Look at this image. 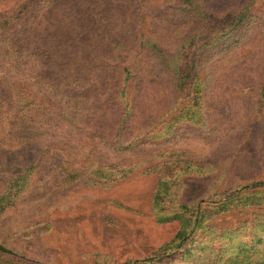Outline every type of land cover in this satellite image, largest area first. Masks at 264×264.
I'll list each match as a JSON object with an SVG mask.
<instances>
[{
  "label": "rangeland",
  "instance_id": "1",
  "mask_svg": "<svg viewBox=\"0 0 264 264\" xmlns=\"http://www.w3.org/2000/svg\"><path fill=\"white\" fill-rule=\"evenodd\" d=\"M184 1L0 0V264L219 263L264 237V0ZM182 204L226 206L180 245Z\"/></svg>",
  "mask_w": 264,
  "mask_h": 264
},
{
  "label": "trees",
  "instance_id": "2",
  "mask_svg": "<svg viewBox=\"0 0 264 264\" xmlns=\"http://www.w3.org/2000/svg\"><path fill=\"white\" fill-rule=\"evenodd\" d=\"M185 1L188 2V0H185ZM189 1H191V0H189ZM205 12H207V11H205ZM202 13H204V11ZM241 14L243 15V14H245V12H241L240 15ZM224 16L225 15H222V13H214L213 12L211 18H214L216 23H230V24H231V22L239 21L242 19V17H238V18L237 17H229V18H227ZM11 46L14 48L15 44L13 43ZM13 52H16V49H13ZM71 75H72L71 80L74 81L75 83H76V80L81 78V77H79V75H77L73 72H71ZM178 77H179V74H178ZM175 80H176V77H173L171 79L173 86L178 85V82ZM124 93L125 92L120 93L121 97L124 96ZM134 98H135V95H134ZM131 113H135L134 99H133V105L131 108ZM14 118H16V117H14ZM9 125H11V124H9ZM12 125L16 126V122L13 121ZM133 142L134 141H131V144ZM26 178H27V176L23 175L22 180L24 181ZM23 184L24 183H22V186H23ZM258 185H264V181H255V182L249 183V184L245 185L244 188L248 189L251 186H258ZM225 206H226L225 204L224 205L221 204V205H217L216 207H210V208L199 207L197 209L196 207H191L189 205L182 204L181 208L183 210H182L181 214L179 212V214H180L179 216L182 218V225L183 226L179 229V231L174 236V239L170 243L180 244L181 242L182 243L188 242L192 232L196 228L203 226V225H205V227L208 226L209 229L216 228L215 227L216 225L214 226L210 222H208L206 224H202L204 222V218L207 219L208 212H210V211H212L215 214H220V213L224 212ZM194 210H197V212H195V214L192 213V211H194ZM258 237H259V240L257 243L258 244L264 243V237L262 235H259V234H258ZM258 244H253L249 247L245 246L243 248L239 247L238 253L235 256H233L232 258L231 257H224V256L218 258L219 263H217L216 260L214 258H212V256H214L216 253L213 250H209L210 246H206L203 249L204 253H201V257H200L201 262L199 264H264V247H260ZM0 249L6 250L1 244H0ZM187 253L192 254V249L188 248L186 250V254ZM254 255H256V257H254Z\"/></svg>",
  "mask_w": 264,
  "mask_h": 264
}]
</instances>
